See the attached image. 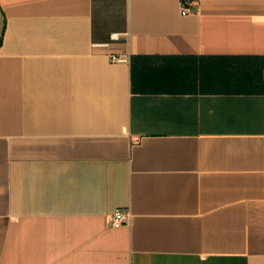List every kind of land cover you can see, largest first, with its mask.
<instances>
[{
  "label": "crops",
  "instance_id": "1",
  "mask_svg": "<svg viewBox=\"0 0 264 264\" xmlns=\"http://www.w3.org/2000/svg\"><path fill=\"white\" fill-rule=\"evenodd\" d=\"M188 1L0 0V264H264V0Z\"/></svg>",
  "mask_w": 264,
  "mask_h": 264
},
{
  "label": "built area",
  "instance_id": "2",
  "mask_svg": "<svg viewBox=\"0 0 264 264\" xmlns=\"http://www.w3.org/2000/svg\"><path fill=\"white\" fill-rule=\"evenodd\" d=\"M188 4H189L188 0H183L182 12L184 15L189 13ZM111 37L113 40L119 39L118 34H113ZM111 61L114 63H127L129 62V56H112ZM130 217H131L130 210L125 208H118L115 210V212L112 215V225L114 227H120L128 223Z\"/></svg>",
  "mask_w": 264,
  "mask_h": 264
}]
</instances>
